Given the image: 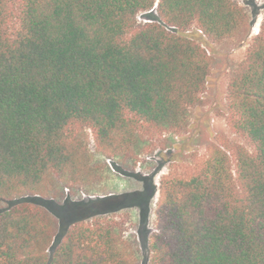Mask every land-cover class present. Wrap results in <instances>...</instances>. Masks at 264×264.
<instances>
[{"label": "trees", "instance_id": "obj_1", "mask_svg": "<svg viewBox=\"0 0 264 264\" xmlns=\"http://www.w3.org/2000/svg\"><path fill=\"white\" fill-rule=\"evenodd\" d=\"M154 8L161 23L139 24ZM192 28L240 43L252 23L232 0H0V205L101 192L107 165L87 129L105 161L131 169L148 139L184 131L213 64ZM227 107L253 152L220 137L170 168L149 264H264V18ZM125 224L77 222L49 257L56 218L20 204L0 213V264H136Z\"/></svg>", "mask_w": 264, "mask_h": 264}, {"label": "rangeland", "instance_id": "obj_2", "mask_svg": "<svg viewBox=\"0 0 264 264\" xmlns=\"http://www.w3.org/2000/svg\"><path fill=\"white\" fill-rule=\"evenodd\" d=\"M232 1L244 8L252 23L250 34L243 42L225 41L217 44L208 40L196 28L185 33V36L198 42L208 52L213 58V64L200 104L190 109L188 126L184 131L148 139L146 150L131 169L116 160L105 161L97 153L92 132L87 129L84 134L92 159L104 161L107 165L101 192H80L62 201L25 196L0 205V213L29 203L39 205L54 215L57 234L48 251L49 257L73 224L91 223L99 217L114 215L126 223L125 238L134 244L136 264H149V244L155 232L160 182L170 168L173 165L182 166L204 155L207 147L216 143L220 137L231 145H240L248 152H253L251 144L228 127L227 90L234 71L244 61L249 46L260 31L264 18V0ZM148 22L161 23L155 8L139 14V24ZM169 31L175 32L171 29Z\"/></svg>", "mask_w": 264, "mask_h": 264}]
</instances>
